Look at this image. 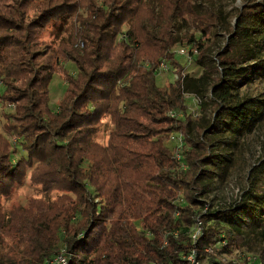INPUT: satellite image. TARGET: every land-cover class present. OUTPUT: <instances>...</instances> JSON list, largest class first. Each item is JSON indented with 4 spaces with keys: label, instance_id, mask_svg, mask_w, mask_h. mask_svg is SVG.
<instances>
[{
    "label": "trees",
    "instance_id": "16d2710c",
    "mask_svg": "<svg viewBox=\"0 0 264 264\" xmlns=\"http://www.w3.org/2000/svg\"><path fill=\"white\" fill-rule=\"evenodd\" d=\"M239 1L232 23L218 0H0V100L12 109L0 132V264H185L193 248L207 264L255 251L264 264V161L227 209L210 202L209 174H236L264 129V0ZM67 24L59 44L43 39ZM177 47L198 51V77L184 74ZM162 63L177 80L159 84ZM59 71L67 87L52 111ZM187 95L200 101L193 121ZM11 136L27 159L15 160ZM30 169L57 200L7 211Z\"/></svg>",
    "mask_w": 264,
    "mask_h": 264
},
{
    "label": "rangeland",
    "instance_id": "374dc122",
    "mask_svg": "<svg viewBox=\"0 0 264 264\" xmlns=\"http://www.w3.org/2000/svg\"><path fill=\"white\" fill-rule=\"evenodd\" d=\"M261 1V0H259ZM218 7L221 11H223L226 14L230 15V20L232 23L236 22V14L238 9L241 7V2L239 0H218ZM178 28H181L180 32H185L187 29L179 25ZM177 28V31H178ZM128 30V27L125 26L124 31L126 32ZM70 31V28L67 25L63 26L61 29H50L45 34L43 39L48 43L51 44L53 41H55L56 44H59V42L67 37L68 33ZM179 32V31H178ZM197 37H201L200 34H197ZM180 47L175 48L173 51L176 54H181L179 51ZM181 57V55L178 56V58ZM192 57L191 60L184 58H179L181 61V64L184 67V74L190 77H198L201 74V67L198 65V61L200 60V57ZM197 58V59H196ZM62 69L63 71H67L72 76H77L78 74V68L77 66L72 62H65L62 63ZM58 72L54 75L53 80L50 84V107L52 111H57L58 106L60 104V101L62 100L64 93L66 91L67 83L65 81V73L64 72ZM175 69L172 68L167 64L166 69H160L157 73V80L160 85H164L167 83L174 82L178 79V75L175 73ZM1 85V84H0ZM2 89V88H1ZM0 89V90H1ZM187 106L188 110L186 115L191 117V121L197 119L200 116V101L193 96V98L190 95H187ZM12 111L10 104H4L0 100V132L3 133V125L5 124V114H10ZM178 115H181L179 117L180 119H184V115L182 113H179ZM264 128V127H263ZM112 130V125L107 121L106 126L102 132V134L98 137V140L101 143H106L108 136L110 135V132ZM180 133V132H179ZM183 134V133H182ZM19 139L20 137L17 136H11L9 138V141L11 145L13 144L14 150H16L15 160L21 161L24 159H27V154L22 150V147L19 146ZM18 143V144H17ZM250 153H247V161L246 163L240 168V170L234 174L231 178L228 180H224L222 177H220L216 171L211 172L209 174L210 178L214 179V191L212 192L210 196V202H211V209L215 212H218L219 210H225L227 209L232 203L235 202L237 198H239L238 194H240L242 188H244L248 183V176L250 173L251 166L257 165L258 161L263 160L264 161V129L261 133L255 135L250 140ZM32 170L30 169L28 171V175L26 179L23 181L22 185L17 186L14 194L11 198L5 199L4 206L7 209V211H10L13 207H24L27 208V206L30 203H33V205H37L39 201L42 200H51L56 201L57 200V193H52L49 198H46L47 195L42 190V187L34 185L32 183ZM220 260L223 261L225 264H261L263 262V256L259 254L258 252L253 253H244V254H234V255H223L220 257ZM204 264H207L206 259L203 261Z\"/></svg>",
    "mask_w": 264,
    "mask_h": 264
},
{
    "label": "built area",
    "instance_id": "2783aa9c",
    "mask_svg": "<svg viewBox=\"0 0 264 264\" xmlns=\"http://www.w3.org/2000/svg\"><path fill=\"white\" fill-rule=\"evenodd\" d=\"M179 51L181 52V57L183 56L184 58H187L191 60L192 57L198 56V51L195 49H192L191 47H180ZM178 55V54H177ZM178 55V56H179ZM167 64L162 63L160 69H166ZM176 70V69H175ZM177 74V72L175 71ZM171 117H181V115H178L174 112L170 114ZM168 142L169 144H172L175 148V155L178 161H181V167L184 170L188 169V166L182 163V155L186 146V140L185 137L182 133L179 132H173L168 136ZM183 203V200H180V204ZM208 211V205L206 206L205 212ZM202 221L200 218L196 219V224H195V230L192 235V238L194 241L198 239V237L202 234ZM209 254L211 253L210 250L207 251ZM184 261L186 262L185 264H204V260H201L199 258V253L198 250L193 248L190 253L186 254L183 256ZM223 262V261H222ZM224 263V262H223ZM49 264H67L66 260L62 256H58L57 259L54 262H51ZM225 264V263H224Z\"/></svg>",
    "mask_w": 264,
    "mask_h": 264
},
{
    "label": "crops",
    "instance_id": "0c3cea01",
    "mask_svg": "<svg viewBox=\"0 0 264 264\" xmlns=\"http://www.w3.org/2000/svg\"><path fill=\"white\" fill-rule=\"evenodd\" d=\"M191 96V95H190ZM193 98V96H191ZM188 98V97H187Z\"/></svg>",
    "mask_w": 264,
    "mask_h": 264
}]
</instances>
